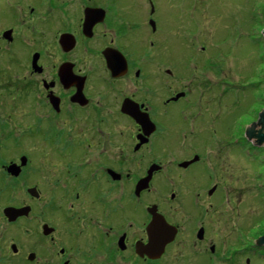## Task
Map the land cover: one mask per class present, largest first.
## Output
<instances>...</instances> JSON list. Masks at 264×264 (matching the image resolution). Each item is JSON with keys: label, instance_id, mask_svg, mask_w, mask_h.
Wrapping results in <instances>:
<instances>
[{"label": "flooded vegetation", "instance_id": "1", "mask_svg": "<svg viewBox=\"0 0 264 264\" xmlns=\"http://www.w3.org/2000/svg\"><path fill=\"white\" fill-rule=\"evenodd\" d=\"M3 3L9 11L0 18L6 22L0 48L5 55L15 54L18 61L12 62L18 65L0 63V106L19 109L27 103L29 122L20 130L11 123L7 129L35 137L39 146L44 143L35 156L23 150L0 167L24 197L16 207L30 206L15 222L36 218L40 229L36 241L41 246L28 262L261 264L264 245L255 239L264 230L250 237L252 225L237 221V208L227 199L230 192L212 182L213 174L194 171L204 150L193 141L181 142L186 134L180 132L189 122L182 100L192 88L183 83L173 89L171 82L185 80V72L174 78L165 67L170 55L165 2L153 0L154 10L146 0ZM161 51L169 55L162 57ZM156 61L160 65L155 67ZM185 66L179 64L177 71ZM126 107L147 117L148 134ZM123 122L134 130L129 148L117 141ZM145 149L146 155L139 154ZM161 154L172 156L173 172H164ZM21 157L26 162L19 175L10 176L4 166L20 165ZM144 157L147 166L141 172L122 167ZM152 164L157 170L139 189ZM29 200L39 204L38 214ZM154 215L162 219L157 228Z\"/></svg>", "mask_w": 264, "mask_h": 264}, {"label": "rangeland", "instance_id": "2", "mask_svg": "<svg viewBox=\"0 0 264 264\" xmlns=\"http://www.w3.org/2000/svg\"><path fill=\"white\" fill-rule=\"evenodd\" d=\"M156 2H165L169 8V31L166 34L170 55H162V51L160 52L162 57L166 56L165 67L175 74L174 78L180 71L185 72L186 77L185 80L172 81V88L177 91L185 83L192 88L189 97L182 100L188 105L186 110L189 122L186 127L184 123L180 124L181 128L185 127L180 133L186 134L181 142L191 144L193 141V145H198L201 152L204 150L205 158L194 171L213 174L212 182L217 181L220 188L230 192L226 193L227 199L229 204H235L232 206L237 208V221L250 222V237H253L259 233L261 223L264 222V144L255 146L246 138L244 131L257 120L261 111L264 113V108L258 107L264 104V0ZM6 11H9V7L1 0L0 18L6 17ZM2 19L0 29L1 26L5 28L6 22ZM162 57L156 59H163ZM3 61L8 62L11 67L18 65L12 62L18 61L15 54L5 55L0 48V63L4 67ZM156 62L155 67L160 65V62ZM185 63L186 69L177 71L179 64L183 66ZM2 80L0 78L3 83ZM2 86L0 83V93ZM25 105L19 109L16 106L15 109L0 106V140L3 142V147L0 145V167L5 160L15 158L18 152L21 154L32 151L35 156L36 149L40 151L44 145L43 143L39 146L38 140L25 132H9L7 129L11 123L20 130L22 128L19 127L25 126L26 120L29 122L30 109L27 103ZM242 113L253 119L242 124L236 119ZM122 125L123 132L117 141H123L129 148L134 130L131 124L129 126L123 122ZM170 125L174 126L175 121H170ZM263 127L262 123L254 128L260 130ZM129 150L126 151L128 155ZM139 154L146 155L147 149ZM160 157L161 161H165L162 163L164 172L168 169L173 172V166L169 162L172 156L161 154ZM145 162L144 157L137 163L129 162L122 167L124 170L129 167L133 171L141 172L147 166ZM160 178L161 176L158 177ZM10 181L16 185L15 180L10 179L0 168V264H33L26 260V255L30 251L36 255V250L39 249L37 246H41V242L36 241L40 233L36 218H33L34 222L8 223L2 215L4 206H16L24 199L22 194L14 191L15 186H11ZM29 202L33 206V213L38 214L37 201ZM232 206L227 205V210L230 211ZM239 241L243 243L244 238L241 237ZM11 244H15L16 253H12Z\"/></svg>", "mask_w": 264, "mask_h": 264}, {"label": "water", "instance_id": "3", "mask_svg": "<svg viewBox=\"0 0 264 264\" xmlns=\"http://www.w3.org/2000/svg\"><path fill=\"white\" fill-rule=\"evenodd\" d=\"M264 33V30H263ZM124 111L130 114H133V117L142 125L143 132L148 134L151 131V126L148 124L147 117L143 115L142 113H137L133 108H124ZM264 125V113L262 111L258 115V118L255 122H253L251 125L247 126L244 131V135L248 140H250L255 146L264 144V127L263 129L259 128H254L255 126H258L259 124ZM195 160V158H194ZM193 161V160H192ZM26 158L21 157L20 158V165L16 163H9L5 166V171L12 177H17L20 173V168L25 164ZM187 162H183L180 165H185ZM158 166L156 164H152L149 166L147 170V175L143 177L142 179L139 180V186L138 188L141 189L143 187V184L149 179L150 175L154 170H156ZM34 188L29 189L30 194L33 197H36V195L33 193ZM30 211V206L29 205H24L20 207H15V206H5L2 208V214L5 217L7 222H14L18 217L21 216H26ZM153 220V219H152ZM154 221L156 222L155 228H157L158 222L162 221V219L158 215H154ZM44 234H47L48 232L44 228ZM256 244H263L264 245V233L260 236H258L255 239ZM11 251L13 253H16V246L15 244H11L10 246ZM26 259L29 261H32L35 259V254L34 252H29L26 256Z\"/></svg>", "mask_w": 264, "mask_h": 264}, {"label": "snow or ice", "instance_id": "4", "mask_svg": "<svg viewBox=\"0 0 264 264\" xmlns=\"http://www.w3.org/2000/svg\"><path fill=\"white\" fill-rule=\"evenodd\" d=\"M146 3L154 10L153 0H146ZM153 31H155V25L153 27ZM258 107L264 108V104H260ZM236 119H238L242 124H246L253 118L249 117L246 113H242L241 115L237 116ZM261 229L264 230V222L261 223Z\"/></svg>", "mask_w": 264, "mask_h": 264}]
</instances>
